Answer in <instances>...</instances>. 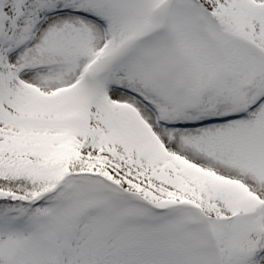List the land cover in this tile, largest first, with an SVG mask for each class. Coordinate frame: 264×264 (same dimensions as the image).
Masks as SVG:
<instances>
[{
    "label": "snow or ice",
    "instance_id": "snow-or-ice-1",
    "mask_svg": "<svg viewBox=\"0 0 264 264\" xmlns=\"http://www.w3.org/2000/svg\"><path fill=\"white\" fill-rule=\"evenodd\" d=\"M0 264H264V0H0Z\"/></svg>",
    "mask_w": 264,
    "mask_h": 264
}]
</instances>
